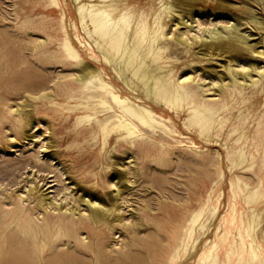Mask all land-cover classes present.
I'll use <instances>...</instances> for the list:
<instances>
[{
	"label": "bare ground",
	"instance_id": "obj_1",
	"mask_svg": "<svg viewBox=\"0 0 264 264\" xmlns=\"http://www.w3.org/2000/svg\"><path fill=\"white\" fill-rule=\"evenodd\" d=\"M42 1L48 13L60 17L65 34L64 62L72 72L64 83L67 88L61 93L56 92L58 83L54 80L43 88H15L17 97L8 92L0 96V136L5 132L8 137V143L0 140V149L34 136L30 130L38 117L39 100L47 104V110L58 112L64 106L59 101L63 98L69 109L78 112L77 139L87 138L101 150L113 143L115 148L125 146L126 151L146 149L145 157L157 142L165 144L168 137L177 140L175 136L182 133L175 117L181 120L183 117L185 128L195 129L206 141H219L226 153L224 157L218 147L202 149L192 137L185 136L191 150L207 166L210 180L205 181L203 188L194 190L195 203L191 199L186 205H168L167 213L163 207L156 215L147 213L156 224L159 214L172 216L173 228L167 232L171 247L166 264H264V68L246 55V51L264 54L259 51L262 48L256 50L246 36L234 29L221 31L216 26L206 27L203 34L195 33L192 40L188 32L193 24L188 19L191 13L205 9L201 0H71L70 4L67 0ZM228 9L223 0L210 10L218 13ZM257 18H254L257 25L264 28V20ZM181 24L187 25L188 30H179ZM174 25L179 33L172 30ZM49 41L46 35L32 41L30 54L35 61H41L44 51L38 49ZM195 45L210 60L225 56L224 70L198 68V61L190 58L198 53L193 51ZM180 52L185 54L184 59ZM197 70L202 72L195 78ZM181 71L188 75L183 77ZM206 79L212 88L204 87ZM209 89L219 96H208ZM83 121L85 127L78 129ZM46 122L52 131L50 119ZM8 131L15 136L7 135ZM51 143L47 146L54 145L53 138ZM131 154L134 160L130 161L135 163L130 171L123 162L114 164L115 174L109 185L117 187L116 191L108 190L102 195L82 186L72 205L60 203L55 209L49 204L56 201L42 191L35 197V205L28 207L27 194H36L33 190L39 185L35 182L27 188V194H18L13 208L1 206L4 218L13 214L18 222L14 228H10V223L5 225L8 241L17 252L5 264H68L71 242L65 237H75L78 244L85 245L86 238L79 237V228L90 225L101 235L105 227L113 229L115 224H123L124 189L131 190L141 176L151 189L156 173H165L162 168L144 171L137 155ZM33 156L37 165L47 164L39 154ZM49 157L48 164H58L54 162V154ZM223 158L227 159L230 172L228 195L223 190L228 175ZM158 188L162 190V186ZM0 203L6 206L5 202ZM82 204L85 210L79 207ZM174 209L173 216L169 210ZM134 225L136 229L142 225L154 228L147 220L136 221ZM136 256L128 251L120 261L111 264H141L140 254ZM132 258L135 262L129 260Z\"/></svg>",
	"mask_w": 264,
	"mask_h": 264
},
{
	"label": "rangeland",
	"instance_id": "obj_2",
	"mask_svg": "<svg viewBox=\"0 0 264 264\" xmlns=\"http://www.w3.org/2000/svg\"><path fill=\"white\" fill-rule=\"evenodd\" d=\"M67 1L69 4L71 3V0ZM217 1L223 0H201L200 4L205 9L191 13L188 20H191L190 23L193 24V29L188 34L192 40L195 33L203 34L205 33L204 30L207 29L206 27L209 28L211 26L214 28L216 26L215 29H221V31L227 29L236 30L246 36L248 43L254 46L256 50L262 48L259 51H264V28L258 26L254 20L257 17L259 18H257L258 20H264V0H224L229 9L215 13L210 9L215 7ZM47 9L42 0H0V96L8 92L13 97H17L14 91L15 88H43L52 85L54 80H57L58 83L56 92L61 93L67 88L64 83L68 80L72 68L64 62L62 43L65 34L62 22L57 13H48ZM30 19L31 22H29ZM66 24L70 31L69 19ZM175 27V25L172 26V30L175 29L176 31L175 33H179V30H188L185 24L179 25V30H176L177 27ZM45 35L50 41L38 49L41 52L44 51V53L41 56V61L36 59V62L35 57L30 54L32 52L30 47L34 45L32 44L33 40L41 39ZM193 51H198V53L190 56V58L198 61L196 63L198 68L214 67L218 70H224L222 63L227 59L225 56L215 57L216 60H210L209 55H205L204 50H201L199 45H195ZM184 55L180 52L182 59L185 58ZM246 55L256 62L260 68H264V54L257 53V51H246ZM22 61L26 62L23 63ZM201 72L197 70L194 74L195 78H198ZM185 73L186 71H181L180 75L185 77L188 75ZM209 81V79L205 82L202 81L204 82V87H213L207 84ZM206 94L213 97L219 96L218 92L213 89H209ZM15 100L20 101L18 98H15ZM59 101L64 103V106H60L59 111L55 112L47 110V104L39 100L40 110L36 114L38 117L30 130V132L34 133V136H28L24 139L19 136L22 138L19 144L15 143L7 149H0V201L6 204L5 206L0 203V207L2 206L5 209L13 208L18 194H27V188L31 184L35 185V182L37 185L39 183L40 186L38 185L33 190L36 194H27L28 198H26L25 203H27L28 207L35 205V197L42 191L48 192L49 197H53L56 201L49 204L50 206L52 205L53 209L57 207L56 204L68 203L65 205H72L73 199L82 192H79L82 186L90 192H99L102 195L108 190L114 189L116 191L117 187L109 185V180L115 174L114 164L116 161L123 162L124 167L130 171L135 163V161H130V159L134 160L131 156V152H133L137 155L144 171L162 168L166 174L156 173V180H153L155 184L151 189L148 188L147 182L144 181L142 176L131 190L124 189L123 196L126 202L122 204V210L125 217L124 221H128L127 223L125 221L123 224H115L113 229L105 227L104 233H101V235H97L96 229L90 225L79 228V237L82 240L86 238L84 241L87 244L85 245L78 244L75 237H65V240L71 242L69 247V258L71 260L68 261V264H111L120 261L124 253L128 251L134 253V256L140 254L141 264L143 262L166 264L169 260L171 247L168 245L167 232L173 228L170 223V217L172 216L159 214L157 220L159 223L156 224L150 216L147 217V213L156 215L162 207L165 208L167 213L168 205H186L191 199L195 203L194 190L199 187L203 188L205 181L210 176L207 166L191 150L189 147L191 143L185 136L192 137L202 149L220 148L225 157L226 151L224 147L220 145L219 141H206L195 129L189 130L183 126V117L182 120L175 117L177 128L182 133L175 137L177 140L183 139V143L168 137L165 140V144L157 142L153 145L146 157V149L129 147L130 151H126L125 146H117L115 148L114 143L108 146L107 149L101 150L99 145L94 146L92 141H88L87 138L81 137L77 139L75 136V121L78 112L76 113L74 110L69 109L63 98L59 99ZM48 119L51 121L52 131L47 128L48 124L46 121ZM85 124L86 122L83 121L78 129H83ZM9 127V124L6 123V128L8 129ZM8 134L11 137L15 136L12 131H8ZM5 136L6 133L4 132L1 134L0 140L8 143V137ZM52 138L54 145L51 147L47 146L48 143L52 144ZM206 152L208 153L209 151ZM34 153L39 154L47 161V164L37 165L35 156L32 157ZM50 154H54V162H58V164L53 166L48 164L51 161ZM177 158L180 159L178 160ZM223 161L225 162H223V168L228 173L223 184V190L228 195L230 172L228 171L227 159L223 158ZM59 162H62V165ZM57 166L58 168H56ZM62 166L65 169L61 168ZM118 167L121 168V166ZM122 169L124 168L122 167ZM178 172L182 175L180 176ZM186 175L187 177H184ZM132 176L130 174V178L134 180V176L133 178ZM76 181L78 184L75 183ZM187 183L188 185H186ZM159 185L162 186L160 191ZM144 198L145 200H143ZM224 201H227V197ZM79 207L82 210L86 208L85 204L79 205ZM169 212L173 215L176 211L174 209L169 210ZM143 220L149 221L156 230L154 228L150 229L147 225H142L140 229H136L134 223ZM8 223H10V228H14L18 222L14 220L13 214H9L4 218L0 212V264H5V261H8L10 256L17 254L15 247L8 241V231H4L5 225H8ZM65 246L68 247L67 245ZM79 251L80 253H78ZM83 256L85 258H82ZM129 260L135 262L136 259L132 258Z\"/></svg>",
	"mask_w": 264,
	"mask_h": 264
}]
</instances>
